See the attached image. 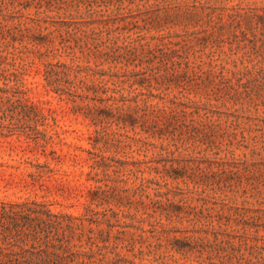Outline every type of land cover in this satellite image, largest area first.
<instances>
[{
    "label": "rangeland",
    "instance_id": "374dc122",
    "mask_svg": "<svg viewBox=\"0 0 264 264\" xmlns=\"http://www.w3.org/2000/svg\"><path fill=\"white\" fill-rule=\"evenodd\" d=\"M8 203L46 264H264V0H0Z\"/></svg>",
    "mask_w": 264,
    "mask_h": 264
},
{
    "label": "trees",
    "instance_id": "16d2710c",
    "mask_svg": "<svg viewBox=\"0 0 264 264\" xmlns=\"http://www.w3.org/2000/svg\"><path fill=\"white\" fill-rule=\"evenodd\" d=\"M16 102L21 103L20 99H18ZM20 105L24 108L33 110L36 109L35 106H27L22 104ZM5 127L10 131L13 130V125L11 124ZM2 136L5 135L2 134ZM6 206H8L9 209H7ZM43 215H47L48 217L54 216L51 213H44L43 211L33 209L28 206V203H8L7 205H3V207L0 209V220L2 219L1 217H5L6 219L11 220L8 226H18V224L21 223L23 216H27L26 222L28 224H32L36 221L47 225L51 224V226L57 224V221H52L51 219L47 221L46 219H43ZM12 229V227L9 229V233H0L2 234L0 236V264H46V262L39 261L37 258L34 259V257L37 256V253L34 254V249L32 250V248L36 243L37 234L32 235L30 230H26L27 235L25 237H19V239L17 237H12L15 240L10 241V239L12 238L8 237L14 236L13 234H11L12 232H10ZM16 247L19 248L22 252H17L15 250ZM50 248L51 247H45V249L43 248L41 249V251L44 250L43 252L50 254ZM53 249L55 250V252H57L55 247H53Z\"/></svg>",
    "mask_w": 264,
    "mask_h": 264
}]
</instances>
